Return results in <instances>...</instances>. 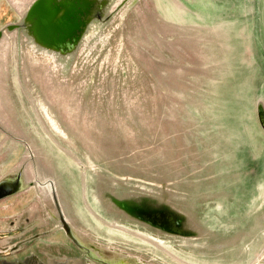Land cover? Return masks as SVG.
Masks as SVG:
<instances>
[{
	"label": "rangeland",
	"instance_id": "374dc122",
	"mask_svg": "<svg viewBox=\"0 0 264 264\" xmlns=\"http://www.w3.org/2000/svg\"><path fill=\"white\" fill-rule=\"evenodd\" d=\"M33 1L0 0V123L25 145L0 132V180L52 179L95 260L49 183L3 205L6 263L264 264V0H98L62 58L18 55Z\"/></svg>",
	"mask_w": 264,
	"mask_h": 264
},
{
	"label": "water",
	"instance_id": "95a60500",
	"mask_svg": "<svg viewBox=\"0 0 264 264\" xmlns=\"http://www.w3.org/2000/svg\"><path fill=\"white\" fill-rule=\"evenodd\" d=\"M97 1L98 0H72V11L76 10L77 13L87 14L85 20H80V15H78L79 17L77 16L75 18V21H72L73 19H71V15H74V13L72 12L71 14L60 15L57 11V8L55 7L56 0H34L33 2H31L30 7L24 13L19 23L8 26L6 31L9 33L17 31L20 33V35L23 34L24 37H26L25 39L27 40V43L23 48V52H21L20 50L18 55H22V53L24 55L25 51L29 52L27 48L30 46V43H32L34 46L33 49L37 52H55L61 58L66 57V55L70 56L73 53L72 51L77 50L78 44H75L73 47H71L68 41L71 40L74 32L80 28V25H82L83 23H90L89 14H92L93 8H95L97 3L101 0H99L98 2ZM65 20H67V23L71 25L70 29L62 25L64 24L63 22H65ZM4 33L0 32V41L3 39ZM23 59H25L24 56ZM262 123L264 125V116H262ZM0 128L2 129L0 130L1 133L12 139L14 143L18 144L19 147L25 148V145L23 144V138L14 136V134L11 133V131H9L7 128H5V126H3L1 123ZM26 144L28 150H30L29 155L33 158L34 155L31 151L32 148L30 147L29 141H26ZM23 177V172H18L13 176H6L0 180V223L1 221H4L5 223H8L12 228L15 223V217H12L11 219L5 217L10 215V210L14 209V207L17 208V204L14 203L15 205L12 208L5 206L3 207V205L11 201L13 197L20 195L21 192L26 189V187H45L50 183V185L52 186L51 195L55 203L58 212V220L61 224V228L64 231L65 237L72 245V247L74 246L78 249L79 253L83 255V258H91L95 260L94 256H92L88 248L79 242L74 234L72 226L66 220L58 199V193L54 181L52 179H48L45 181L37 176L34 181L25 183ZM13 201L14 200H12V202ZM19 215L16 214L15 216ZM19 227L24 226L20 225ZM1 229L3 228L0 227V240L10 238L14 234L7 233L10 230L4 231ZM24 229H26V226L24 227ZM14 231L15 233L21 232L20 228H17ZM21 245L22 244H17L15 246V249L19 251ZM43 247L45 246L43 245ZM6 249L7 248H3V250L0 249V264H7V258L9 259L13 255V252L11 253ZM21 257L23 258V256ZM18 262H20V264L22 263L21 260ZM102 262L103 264H124L106 261Z\"/></svg>",
	"mask_w": 264,
	"mask_h": 264
},
{
	"label": "flooded vegetation",
	"instance_id": "af4514ba",
	"mask_svg": "<svg viewBox=\"0 0 264 264\" xmlns=\"http://www.w3.org/2000/svg\"><path fill=\"white\" fill-rule=\"evenodd\" d=\"M0 227H2L3 229H1V230H4V231H8V230H10L9 232H7V233H15V231L12 229L11 230V226L8 224V223H5L4 221H1V223H0ZM14 236V235H13ZM13 236H11V238H13ZM28 243H30V241H27L26 242V247H28L29 245H28ZM43 247V246H42ZM76 248V247H75ZM43 249H49V247H45V248H43ZM76 250H78L77 248H76ZM41 253H42V251L41 250H39ZM53 251H55V253H58V254H60V255H76V251L74 252V250H72L70 247H66V246H64L63 244H61V245H59V247L58 248H53ZM46 255H47V253H45Z\"/></svg>",
	"mask_w": 264,
	"mask_h": 264
},
{
	"label": "bare ground",
	"instance_id": "6f19581e",
	"mask_svg": "<svg viewBox=\"0 0 264 264\" xmlns=\"http://www.w3.org/2000/svg\"><path fill=\"white\" fill-rule=\"evenodd\" d=\"M64 24H62V25H64V26H66L68 29L70 28V26H69V24L67 23V20H65V22H63ZM66 28V29H67ZM65 29V28H64ZM52 187V186H51Z\"/></svg>",
	"mask_w": 264,
	"mask_h": 264
}]
</instances>
